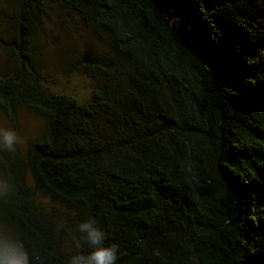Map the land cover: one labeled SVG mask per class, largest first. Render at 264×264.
<instances>
[{
    "label": "trees",
    "instance_id": "trees-1",
    "mask_svg": "<svg viewBox=\"0 0 264 264\" xmlns=\"http://www.w3.org/2000/svg\"><path fill=\"white\" fill-rule=\"evenodd\" d=\"M4 1L0 110L46 127L3 162L0 227L40 264H68L89 218L117 264H264V0ZM53 4L108 38L88 101L36 72L31 37ZM42 196L81 206L73 233Z\"/></svg>",
    "mask_w": 264,
    "mask_h": 264
},
{
    "label": "rangeland",
    "instance_id": "rangeland-1",
    "mask_svg": "<svg viewBox=\"0 0 264 264\" xmlns=\"http://www.w3.org/2000/svg\"><path fill=\"white\" fill-rule=\"evenodd\" d=\"M7 4L0 0V33L10 34L11 26L5 13ZM108 46V38L98 29L86 23L80 15L67 5L53 4L47 8L42 27L31 37L30 48L35 69L41 84L52 91L66 93L79 101L91 98L94 81L86 74L87 64H99V58ZM11 63L0 53V70H7ZM15 120L8 119L0 110V127L12 128L22 138L16 152L27 158L28 143L42 135L46 119L24 108L16 111ZM15 153V152H14ZM14 153L0 151V180L7 181L4 161ZM10 162V161H9ZM29 171V170H28ZM29 176H30V172ZM4 185L0 184V192ZM45 212L73 233L74 224L83 211L81 206L68 208L64 203L48 197H38ZM10 238L16 239L12 227H0Z\"/></svg>",
    "mask_w": 264,
    "mask_h": 264
},
{
    "label": "clouds",
    "instance_id": "clouds-1",
    "mask_svg": "<svg viewBox=\"0 0 264 264\" xmlns=\"http://www.w3.org/2000/svg\"><path fill=\"white\" fill-rule=\"evenodd\" d=\"M22 138L12 128L0 127V151L16 152ZM4 191H11L7 181L0 180ZM4 193H0L3 195ZM58 227H63L59 225ZM78 237H74L75 253L68 264H117L119 245L106 243L105 232L97 226V221L89 218L79 223ZM90 249L85 251L84 249ZM0 264H40L35 246L31 240H16L7 233L0 232Z\"/></svg>",
    "mask_w": 264,
    "mask_h": 264
}]
</instances>
